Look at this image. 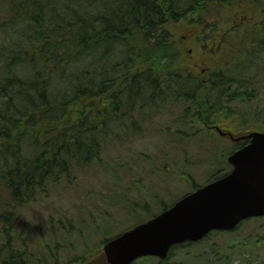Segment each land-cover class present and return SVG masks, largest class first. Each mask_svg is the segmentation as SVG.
Returning a JSON list of instances; mask_svg holds the SVG:
<instances>
[{
  "label": "trees",
  "instance_id": "16d2710c",
  "mask_svg": "<svg viewBox=\"0 0 264 264\" xmlns=\"http://www.w3.org/2000/svg\"><path fill=\"white\" fill-rule=\"evenodd\" d=\"M103 59L110 67L94 68ZM262 87L264 0H0V264H62L58 247L31 255L50 240L24 237L18 213L48 181L100 166L107 141L166 112L182 142L213 124L264 131L259 112L246 116ZM117 234L64 264H108L101 246Z\"/></svg>",
  "mask_w": 264,
  "mask_h": 264
},
{
  "label": "rangeland",
  "instance_id": "374dc122",
  "mask_svg": "<svg viewBox=\"0 0 264 264\" xmlns=\"http://www.w3.org/2000/svg\"><path fill=\"white\" fill-rule=\"evenodd\" d=\"M103 65L109 68L110 61L103 59L95 62L94 68ZM150 111L154 110L144 113L152 115ZM246 111L249 118L257 112L261 118L264 117V87ZM151 118L148 120L150 123L141 122V135L138 132L122 136L120 140L107 141L100 166L92 171L74 168L72 180L67 182L48 181L47 190L37 194L35 202L20 208L19 227L23 222L27 224L23 236L40 242L42 235L50 240L48 246L43 245L41 240L38 249L32 245L30 253L33 257L36 254L40 258H51L52 254L55 257L57 252L54 249L58 247L64 264V259L80 252L86 240L98 243L102 238L159 213L163 207L161 197L171 205L197 187L192 182L201 186L214 173L230 170L227 157L223 161L218 160L221 144L224 153L229 154L235 149L228 137H221L217 132L208 136L204 130L202 134L182 142L167 128L174 120L170 112ZM237 123L238 128L234 131L239 133L243 126L239 121ZM173 128L176 130L175 126ZM248 130L243 131L248 133ZM51 217L57 221L51 220ZM58 220L69 226V235L59 230ZM50 222L55 226L53 236L49 231ZM99 260L95 257L84 264ZM262 263L264 217H251L234 231H213L198 242L177 246L167 259L146 257L134 264Z\"/></svg>",
  "mask_w": 264,
  "mask_h": 264
},
{
  "label": "water",
  "instance_id": "95a60500",
  "mask_svg": "<svg viewBox=\"0 0 264 264\" xmlns=\"http://www.w3.org/2000/svg\"><path fill=\"white\" fill-rule=\"evenodd\" d=\"M221 135L233 136L219 126ZM250 139L228 156L232 170L190 192L147 221L104 244L109 264H132L144 256L166 258L170 249L198 241L215 229L232 230L246 218L264 215V131L236 137Z\"/></svg>",
  "mask_w": 264,
  "mask_h": 264
},
{
  "label": "flooded vegetation",
  "instance_id": "af4514ba",
  "mask_svg": "<svg viewBox=\"0 0 264 264\" xmlns=\"http://www.w3.org/2000/svg\"><path fill=\"white\" fill-rule=\"evenodd\" d=\"M190 51H192V49H190ZM264 217V216H263ZM232 231H234V230H232ZM188 243H192V242H188ZM188 243H183L182 245H184V244H188ZM169 257V256H168ZM167 257V258H168ZM158 258V257H157ZM167 258H165V259H167ZM159 259H161V258H159ZM161 260H164V259H161Z\"/></svg>",
  "mask_w": 264,
  "mask_h": 264
}]
</instances>
